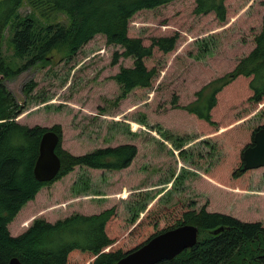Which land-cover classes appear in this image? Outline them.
I'll return each instance as SVG.
<instances>
[{
	"label": "rangeland",
	"instance_id": "obj_1",
	"mask_svg": "<svg viewBox=\"0 0 264 264\" xmlns=\"http://www.w3.org/2000/svg\"><path fill=\"white\" fill-rule=\"evenodd\" d=\"M225 4L226 22L213 11L195 14V0H171L136 14L130 34L143 37L146 44L152 36L178 32L180 38L175 50H155L146 59L150 68H158L153 84L134 89L119 102L120 88L112 77L120 64L132 66L134 60L121 57L112 64L123 49L109 45L103 34L75 56L56 49L49 62L3 78L15 105L22 108L16 120L48 128L61 124L62 147L72 154L123 143L138 149L128 168L77 166L44 185L10 223L12 235L25 232L36 218L56 222L76 212L91 215L111 207L116 211L111 228L130 246L170 226L191 205L264 224V166L247 170L239 179L231 177L254 131L264 124V101L250 102L245 95L230 101L224 94L216 109L218 125L204 128L194 114L174 105V100L182 106L195 101L197 91L229 74L255 47L264 0ZM20 11L44 26L52 21L71 23L64 13L42 18L27 1ZM10 37L8 28L3 56L17 70L23 63L14 56Z\"/></svg>",
	"mask_w": 264,
	"mask_h": 264
},
{
	"label": "trees",
	"instance_id": "obj_2",
	"mask_svg": "<svg viewBox=\"0 0 264 264\" xmlns=\"http://www.w3.org/2000/svg\"><path fill=\"white\" fill-rule=\"evenodd\" d=\"M24 1L44 19L64 13L71 18V23L52 21L46 26L39 24L33 16L21 13ZM195 1V14L213 11L220 22H226L225 0ZM169 2L171 0H0V264H9L13 257H18L24 264H85L88 260L89 264H115L158 233L182 224L199 227L198 242L175 258L156 264H264L262 222L243 221L229 214L211 212L205 206L198 210L191 205L170 226L139 238L133 246L126 238L117 239V229L111 228L116 216L114 207L91 215L76 212L56 222L36 218L25 232L16 236L9 229L21 209L35 199L44 185L55 182L77 166L106 170L128 168L138 149L132 143H123L99 147L80 155L72 154L62 147L61 124L48 128L29 126L16 120L22 108L15 105L3 78L49 62L48 56L56 49L75 56L96 35L103 34L109 45L123 49L113 56L112 64H118L121 57L134 60L132 66L120 64L112 77L120 88L116 98L119 102L134 89L153 84L158 68H150L146 59L153 57L155 50L167 54L177 47L178 32L152 36L149 44L143 37L130 34L131 20L136 14ZM8 28H11L14 56L23 63L17 70L3 56V41ZM254 43L251 52L243 56L229 74L216 78L197 91V99L188 105L182 106L174 100L176 108L194 114L204 128L218 125L216 109L224 94L230 101L244 95L250 102L264 101V17ZM262 126L264 124L254 131L252 142L247 146L253 144L254 134ZM48 129L61 137L57 153L62 165L54 180L40 182L35 178L34 166L41 138ZM246 171L242 154V162L232 170L231 177L239 179ZM218 227L224 229L213 234L212 231Z\"/></svg>",
	"mask_w": 264,
	"mask_h": 264
},
{
	"label": "water",
	"instance_id": "obj_3",
	"mask_svg": "<svg viewBox=\"0 0 264 264\" xmlns=\"http://www.w3.org/2000/svg\"><path fill=\"white\" fill-rule=\"evenodd\" d=\"M60 135L48 129L40 141V151L34 167L35 178L40 182L54 180L61 170V158L57 153ZM244 169L251 170L264 166V126L254 134L253 144L243 151ZM218 227L214 234L222 231ZM199 227L182 224L158 233L146 243L122 257L115 264H156L163 260L175 258L184 250L198 242ZM9 264H24L18 257L11 258Z\"/></svg>",
	"mask_w": 264,
	"mask_h": 264
},
{
	"label": "crops",
	"instance_id": "obj_4",
	"mask_svg": "<svg viewBox=\"0 0 264 264\" xmlns=\"http://www.w3.org/2000/svg\"><path fill=\"white\" fill-rule=\"evenodd\" d=\"M31 201H32V200H31ZM29 202H30V201H29ZM29 202H28L24 207L28 206V204H30ZM31 205H32V204H31ZM24 207H23V208H24ZM23 208H22V209H23ZM22 209H21V210H22ZM20 212H21V211H20ZM20 212H19V213H20Z\"/></svg>",
	"mask_w": 264,
	"mask_h": 264
},
{
	"label": "bare ground",
	"instance_id": "obj_5",
	"mask_svg": "<svg viewBox=\"0 0 264 264\" xmlns=\"http://www.w3.org/2000/svg\"><path fill=\"white\" fill-rule=\"evenodd\" d=\"M35 167V166H34Z\"/></svg>",
	"mask_w": 264,
	"mask_h": 264
}]
</instances>
